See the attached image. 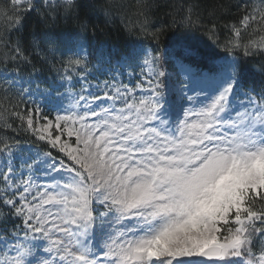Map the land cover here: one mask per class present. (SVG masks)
<instances>
[{
	"label": "snow or ice",
	"instance_id": "obj_1",
	"mask_svg": "<svg viewBox=\"0 0 264 264\" xmlns=\"http://www.w3.org/2000/svg\"><path fill=\"white\" fill-rule=\"evenodd\" d=\"M233 6L223 42L216 12L196 5L165 40L150 0H136L126 27L149 44L90 68L83 0H11L0 13V264H264V0ZM101 7L112 19L116 6ZM60 20L79 26L72 39L54 31ZM37 96L61 102L54 117Z\"/></svg>",
	"mask_w": 264,
	"mask_h": 264
},
{
	"label": "trees",
	"instance_id": "obj_2",
	"mask_svg": "<svg viewBox=\"0 0 264 264\" xmlns=\"http://www.w3.org/2000/svg\"><path fill=\"white\" fill-rule=\"evenodd\" d=\"M152 8L148 13L150 23L155 24L156 27L164 26L167 28L166 35L163 39L172 40L175 36H179L185 32L183 27L172 23L173 17L180 19L181 14H187V8L190 5L198 6L199 10L204 11L205 16L209 12H216L218 17L217 23L220 25L219 35L223 42L227 38V32L223 25L226 23H235L234 17L238 15L237 9L233 6L238 0H150ZM255 3L258 0H251ZM85 8L81 11V19L87 21V47L91 54L92 64L90 68L96 63V57L101 53H109L113 51H124L134 44L143 41L147 46L149 41L145 39L142 34H132L127 30L126 25H133L136 23L137 11L136 0H83ZM11 4V0H0V13L6 10ZM104 4H114L116 7L112 10V19L105 15V9L101 7ZM90 6V7H89ZM143 19V17H140ZM207 20H205V23ZM38 26V18L35 14L29 17L25 35L27 36L34 28ZM152 29L149 28V31ZM54 31L60 35L62 39L69 40L79 31V26L75 22L60 20L54 27ZM193 33L201 41V46L205 52H220V49L211 43L202 32L193 30ZM59 58V57H58ZM253 67H258L257 61L250 62ZM37 67H40L37 64ZM4 66L0 64V72H4ZM95 72V69H93ZM25 79L27 74L24 73ZM56 76L55 69L44 67L43 77L51 80ZM108 78L107 76H104ZM58 79V77H57ZM124 83H128L129 79L122 77ZM46 86V85H42ZM7 87L5 80L0 77V103L8 106V100L3 93V89ZM18 85L12 89L9 96L15 100V93L19 90Z\"/></svg>",
	"mask_w": 264,
	"mask_h": 264
},
{
	"label": "rangeland",
	"instance_id": "obj_3",
	"mask_svg": "<svg viewBox=\"0 0 264 264\" xmlns=\"http://www.w3.org/2000/svg\"><path fill=\"white\" fill-rule=\"evenodd\" d=\"M128 71H131V70L129 69ZM137 71H139V70L137 69ZM0 73H2V72H0ZM96 76H99V73L98 72H95V75L89 78V80H90L91 83H93V84L97 83V80L95 78ZM0 77L3 78L4 80L10 78V77H5V76H0ZM126 77H128L127 76V72H126ZM100 79L102 80V79H104V77L103 76H100ZM17 85L20 86L19 84H17ZM79 89H80V84H75V90L76 91H79ZM60 91H63V89H61ZM36 100H37V103L42 108L44 114H47L50 117H54L57 114V106L61 102L58 101L57 99H55L54 96L53 97H48L46 99L43 98V97L37 96L36 97ZM67 104H68V101L67 100H64L63 101V105L66 106Z\"/></svg>",
	"mask_w": 264,
	"mask_h": 264
}]
</instances>
